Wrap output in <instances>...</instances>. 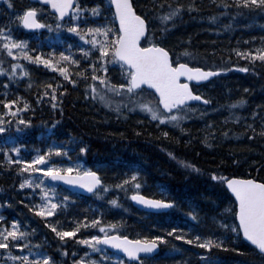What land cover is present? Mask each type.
<instances>
[{"label":"trees","instance_id":"obj_1","mask_svg":"<svg viewBox=\"0 0 264 264\" xmlns=\"http://www.w3.org/2000/svg\"><path fill=\"white\" fill-rule=\"evenodd\" d=\"M95 1L102 5L99 20L88 9H84L77 17L79 21L84 22L81 27L99 24L105 16L109 19L113 17L108 0H93L89 9L97 4ZM167 2L168 0H165V10ZM177 2L185 5L194 2L196 9L189 12L185 7L182 18L164 24L159 19H154L158 25L156 36L161 35V27L174 25L168 29V38L165 40L173 60L176 59L177 53H182L183 49L188 48L192 52V58L185 59V62L190 65L205 69H228L202 86L206 90L202 95L210 99L211 103L204 105L203 110L188 111V119L182 123V127L187 130L184 132L171 124L152 121L146 112L133 108L129 95H111L112 107H105L99 96L93 99L90 88L85 96L86 84L94 83L99 90H104L103 86L100 81L92 80L91 70L86 69L87 79L77 73L81 68H85L86 64L95 63L99 67L103 61L88 59L77 51L79 47H87L91 49L92 57L99 55L98 48H92L90 36L85 41L75 33L67 31L72 15L67 24L57 29V19L52 17L48 22L49 13L42 9L44 14L40 15V18L43 25L52 27H45L33 33H26L21 29L18 36L19 39L27 41L29 55L34 56L36 52H40L43 55L54 53L58 57L59 53L64 51L66 55L80 60L79 65L67 62L69 80H65L54 68L44 64L29 60L25 62L24 59L17 61L9 56H2L5 59L3 66L6 71L0 73V101L19 97L17 103L10 107H19L21 111L10 117L0 103V113L7 115L0 117L4 119L2 126L6 129L0 132V161H4L0 164V212L5 215L6 224L16 219L20 227L24 226L29 231V247L32 249L29 251V247L21 249L13 245L7 250L0 249V261L4 264H17L4 255L5 251L21 257L28 252L30 258L34 259L33 252L39 249L50 255L56 264H72L70 259L74 255L82 258L85 253H89V258H93L101 254L72 237L60 241L45 221H58L68 229L75 221L84 217L91 220L96 215H101V223H118L119 234L128 235L132 239L138 236L150 238L160 234L167 236V230L173 228L177 230V234L182 230H191V235L199 233L201 236H219L225 230L213 217L220 219L218 214L221 209L231 207L233 199L220 181L212 179L211 173L216 172L218 176H251L264 181V135H261L264 129V62L259 58L253 61L239 56L235 51H256L264 48V10L237 8L230 0H171L172 4ZM133 3L139 14L147 12L150 18L154 15L153 6H158L155 5V0H133ZM225 4L228 5L227 8ZM3 5L5 7L1 13L5 16L8 8L6 4ZM23 7L21 3L19 7L13 8L16 10ZM209 16H215L216 19L209 20ZM7 21L0 20V23L6 27L9 24ZM69 45L72 46L71 49ZM108 59L111 60V57ZM14 62L26 63L33 76L39 75L43 81L35 83L29 89L23 88L22 84H17L18 75L14 78L8 76ZM232 65L237 67L233 68ZM60 66L64 64L61 63ZM106 67L107 72L98 71L97 74L106 75L113 84L126 82L119 63L113 61ZM243 68L249 70L243 71ZM71 80H76L77 83L74 85ZM57 81L60 82L59 85ZM49 83L57 87L56 108L52 107L51 96L41 95L45 91L51 92V89L44 87ZM61 92L63 95H60ZM137 94L138 92L136 96L139 102H143ZM241 97L245 99V104L229 107L232 101ZM121 101L127 105L126 108L121 105L125 115L118 114L115 110V105ZM25 102L29 104L28 108L23 107ZM21 117L30 120L31 124H21V130H18L17 122ZM165 131L169 133L167 137L162 135ZM205 134L208 135L207 143L203 142ZM70 137L83 141L87 151L80 153L82 144H72ZM17 146L18 152L9 153L13 161L31 160L35 155L46 152L49 147H65L68 149L67 156L52 153L40 165L75 166L79 163L83 168L97 167L104 182L113 187L104 195L92 194L84 197L69 193L58 186H44L58 202L63 201L65 196H68L69 200L60 204L53 216L40 217L31 211L29 206L42 202L41 188L31 184L23 189L19 188L21 181L27 179L31 173L17 172L20 165L8 164L3 155V149ZM169 152H172L175 158L170 157ZM179 160L195 164L200 171L185 169L179 164ZM133 171L140 173V192L156 198L172 199L176 201L177 206L167 213L160 214L144 213L135 209L130 201L132 191L136 190L133 183L129 182L126 187H114L125 178V174L130 176ZM35 173L32 172V183ZM113 198L117 199V205L109 204ZM5 200L8 204L4 203ZM190 206L198 213L196 221L187 215ZM224 215L227 217L224 223L237 225L234 209ZM111 231L112 229H108L109 234ZM104 234L100 231L99 224L94 227H82L77 233L81 238ZM226 237L224 242L229 245L228 250L215 247L204 250L196 244L178 241L175 236L167 237L168 243L160 244L158 255L152 257L149 264H176L177 261L185 260L187 264H201L199 254L206 251L217 258L218 264H264V258L242 239L240 233L233 239L229 229ZM34 244L36 247H33ZM173 244L177 246L176 254L170 252ZM99 247L105 256L114 255L101 245ZM236 248L241 251L236 252ZM61 249L66 250L65 255H61ZM108 261L106 264H116L115 259Z\"/></svg>","mask_w":264,"mask_h":264},{"label":"snow or ice","instance_id":"obj_2","mask_svg":"<svg viewBox=\"0 0 264 264\" xmlns=\"http://www.w3.org/2000/svg\"><path fill=\"white\" fill-rule=\"evenodd\" d=\"M43 2V0H42ZM74 0H46V3L55 9L57 20L65 17L66 13L71 12L72 20L67 27V31L75 33L81 40L87 41L88 37H91L90 43L92 48H98L99 55L92 57L91 49L87 47H79L78 52L83 54L88 59L94 61H103L99 64V67L95 63L86 64L85 68L77 73L78 76H83L87 79L86 69L91 70V78L93 81H100L104 90H99L94 83L85 85V96L88 95L87 89H91L92 98L96 99L99 96L101 102L105 104V107H112L113 101L111 95H129L133 101V108H139L142 112H146L154 121H159L166 124H171L173 127L180 128L181 132L187 131L182 127V123L188 119V111L195 112L196 109H189L188 104L191 101H202L205 106L211 103L210 99H207L204 95L199 94L190 87L189 81H206L209 77H213L217 73L227 72V68L217 67L203 68L192 67L190 63L185 62V59L192 58V52L185 48L182 53H177L175 60L170 58V51L163 46L164 40L167 38L166 33L168 29L174 27L172 24H167L159 29L161 35L156 36L155 32L150 29V25L154 19H159L162 24L167 21H172L177 18H182L183 10L187 7L189 12L196 9L194 2H189L187 5L177 2L171 3V0L167 2V9L165 10V0H155V5L152 10L154 12L153 17H149L147 12L139 14L136 10L133 0H110V5L114 7L115 11L113 17L109 19L107 16L104 20L96 25H87L81 27L83 21H79L77 16L83 12L77 4L76 8H72ZM4 3L9 8H13L11 0H4ZM237 8H257L264 10V0H234ZM228 7L227 4L224 5ZM17 16L13 17V21H18L28 29H38L41 27H49L51 25H43L40 20L37 19V8L25 7L23 9H16ZM88 11L99 20V13L102 11V5L97 3L93 5ZM235 15V13L233 14ZM209 20H215V16H209ZM118 22V27L116 26ZM11 23V21L9 22ZM63 25L60 21L56 27L59 29ZM228 27V25H225ZM7 30L4 27H0V73L6 71L3 64L5 59L2 58V53H7V56L13 57L18 60L19 56H23L29 61H35L37 64H44L49 68H54L59 72L65 80L70 79L69 70L67 68V62L71 61L73 65H79L80 60L74 59L71 55H66L64 51L59 53L56 57L54 53H48L43 55L40 52L29 55V52L25 50L27 44L26 40L14 39L12 35L6 34ZM69 45V49H71ZM237 55L246 57L250 60L259 58L264 62V48H259L256 51H249L244 49L243 51L235 50ZM52 57V58H48ZM111 57V60L108 59ZM115 61L120 64L122 77L126 80L125 83L113 84L106 75H98V71L107 72L106 65ZM61 63L64 66H60ZM114 66V65H113ZM233 68L237 65H232ZM19 68V72H17ZM11 71L8 72L10 78H14L15 75L28 76V72L25 70L24 65L16 62L11 64ZM243 71H248V68H243ZM184 78V79H181ZM7 81L5 86H7ZM57 81V85H59ZM72 84H76V80H71ZM144 85L150 86L154 89L153 95L158 94V101L143 100L139 102L136 93L142 91ZM46 89H51V92L45 91L42 96H51L52 107L56 108L58 105L55 103L57 100V87L52 84L44 86ZM247 91V89H245ZM63 95V92L60 93ZM17 99H20L17 97ZM17 99H5L0 101L3 104L4 109L7 110V114L16 116L21 111L19 107L13 108L11 105L17 103ZM39 101V98H38ZM246 101L243 97L232 101L229 107L235 105H243ZM127 107L123 101L120 104L115 105V110L118 114L125 115L122 111ZM24 108H28L27 102L23 105ZM62 111V110H61ZM4 113H0L2 117ZM255 115V113H253ZM4 121L0 119V125ZM53 123H56L53 121ZM30 125V120H25L22 117L17 122V129H20V125ZM251 127V125H249ZM6 129L0 126V132H4ZM167 137L169 133L167 131L162 133ZM261 135H264V129L261 131ZM252 138L251 136L249 137ZM208 135L205 134L204 143H207ZM72 144L80 143L82 146L79 148L80 153L87 151V146L83 145V141L78 140L75 137H70ZM17 147L11 149H3V155L8 164L18 163L20 167L17 168V172H38L43 173L39 179L45 182V177H50L53 181H64L71 185H78L88 193H94L96 196H100V188L107 191L112 185L106 184L103 177L98 171H94L91 168H83V166L77 163L75 166L61 167L56 165H49L47 167H39L42 162L52 154L56 153L62 156L68 155V149L65 147H49L46 152L35 155L31 160L21 159L13 161L10 152H18ZM170 157H174L172 152H169ZM4 161H0V164ZM179 164L185 169L194 170L199 172L200 169L197 166L186 160H179ZM140 173L133 171L131 175L125 174V178L120 180L114 185L115 188H121L127 186L129 182L133 183L136 190L132 191L131 199L137 201L139 204L145 206L147 209H169L176 207V201L168 198H153L151 196L142 195L138 190L140 188L139 182ZM212 179L220 181L227 186L231 195L234 196V200L231 202V207H225L221 209L218 214L221 218L217 219L215 216L213 219L215 222L225 230L219 236L207 235L201 236L199 233L191 235V230H182L180 234H177L175 228L167 230V236L164 234L148 236H138L135 239H130L128 235L119 234V224L116 222H110L108 224L101 223V215H96L94 219L89 220L87 217L77 220L73 223L71 228L66 229L60 222L47 223V227L50 228L60 241H64L66 237L75 238L80 244L88 245L90 249L101 252L104 255L103 250L99 247L101 243L111 245L113 248L121 250L123 256L127 259L113 255L112 257H106V259H115L116 264H149L151 258L155 255L161 243H168L167 237L175 236L178 241H185L187 244H196L199 248L204 250H210L213 247L228 250L229 245L224 241L227 238L226 233L231 230L233 239L236 238V234L242 233L243 237L255 246L262 258H264V181L260 179L252 178L251 176H218L216 172L211 173ZM36 187L32 183V177L23 179L18 185L23 189L26 185ZM42 202L36 205H30L31 211L38 214L40 217H50L56 213L60 204H64L69 200L68 196L64 197L63 201H57L50 195V190L45 188L43 183L40 185ZM8 204V201H4ZM117 199L113 198L109 201L111 205H117ZM234 209V217L239 221L238 225L224 223V219L227 217L225 213H230ZM187 215L192 220H198V213L194 207L190 206V210ZM0 217V220H3ZM97 224L100 226V231L105 233L104 235H91L81 238L77 233L81 228L94 227ZM108 229H112L111 233H108ZM28 233L20 229V225L16 219L11 220V226H0V249H9L13 244L16 248H25V244L18 243L17 240L26 238ZM29 247V251H31ZM236 252H240L239 248L234 249ZM171 254H176L177 246L172 245L170 250ZM66 250L61 249V255H65ZM5 256L10 257L16 261L17 264H56V261L48 254H45L39 249L33 252V256L30 258L28 252H25L23 256H13L10 251L4 252ZM90 254L85 253L80 259L73 260V264H102L101 260L97 258H89ZM201 264H218L216 257L212 256L209 252H201L199 254ZM0 264H4L0 261ZM176 264H187V261H177Z\"/></svg>","mask_w":264,"mask_h":264},{"label":"rangeland","instance_id":"obj_3","mask_svg":"<svg viewBox=\"0 0 264 264\" xmlns=\"http://www.w3.org/2000/svg\"><path fill=\"white\" fill-rule=\"evenodd\" d=\"M92 1L93 0H80L79 1V7L80 8H82V9H89L90 8V5L92 4ZM230 1H232V2H234V0H230ZM95 3H97V1H95ZM7 6V8H8V11H5V16L4 15H2V13H1V11L4 9V5L3 4H1L0 5V20H2V21H6V20H8L9 22L11 21V23H9L6 27L3 25V24H1L0 23V27H4L6 30H7V32H6V34H9V35H12L13 36V38L14 39H19V35L21 34V31H20V28H22V25L21 24H19V22L18 21H13L12 20V18L13 17H15V16H17V12L15 13L14 12V9L13 8H9L8 7V5H6ZM31 6V5H30ZM25 7H28L27 5L25 6ZM24 7V8H25ZM39 10V12H40V15H42V14H44L43 13V10L42 9H38ZM15 13V15L13 16V14ZM156 21H154L153 20V22L151 23V26H152V30L154 31V32H158L157 31V28H158V25L155 23ZM156 35V34H155ZM168 38V37H167ZM166 40V39H165ZM165 40H164V42H163V46H165L166 47V42H165ZM0 42H2V41H0ZM167 48V47H166ZM25 50H27V47L25 46ZM4 55V58H5V56L7 57V53L5 52V53H2V56ZM10 57V56H9ZM3 58V57H2ZM11 58H13V57H11ZM19 58H20V56L18 57V60H19ZM14 59V58H13ZM15 60H17V59H15ZM24 68H25V70L28 72V76H19L18 75V78H19V81H18V83L17 84H22L23 86L22 87H24V88H30L34 83H37V82H40V81H43V79L42 78H40L39 77V75H34L33 77H32V75H31V73H30V71H29V69H27L25 66H24ZM19 69V68H18ZM17 72H19L18 70H16ZM2 75V74H1ZM197 93H199V94H202V92H204L205 93V89L203 88V87H197ZM138 95H139V97L141 98H143V100H153V101H156L155 100V98L153 97V95L149 92V91H146V90H142L141 92H139L138 93ZM188 108L189 109H198V110H203L204 109V107H199V106H191V107H189L188 106ZM207 111V110H206ZM4 117L6 116V115H3ZM4 120V119H3ZM159 122V121H158ZM0 126H2V125H0ZM3 127V126H2ZM49 166V165H48ZM67 166H69V165H67ZM67 166H63V167H67ZM40 167H47V166H43V165H40ZM34 173V172H33ZM43 175V173H38V172H36L35 173V175H34V184L36 185V187L37 188H40V185L43 183V185L45 186V185H50L47 181H45V182H42L40 179H39V177L40 176H42ZM31 177H32V173H31V175H30ZM0 217H3L4 219L3 220H0V226H11V223H9V224H6L5 223V219H6V217H5V215H3L1 212H0ZM20 229L22 230V231H26L27 233H28V235L26 236V238H23V239H19L18 238V240H17V242L18 243H21V244H25V247H27V244H28V242H29V232L26 230V228L25 227H20ZM13 246H14V244H13ZM106 257L107 256H105V255H102V254H98L97 255V257H93V258H97V259H99V260H102V264H106V262H109L108 260L109 259H106ZM81 257H79V255L78 256H72L71 257V262H72V264H73V260H76V259H80ZM111 262V261H110Z\"/></svg>","mask_w":264,"mask_h":264},{"label":"water","instance_id":"obj_4","mask_svg":"<svg viewBox=\"0 0 264 264\" xmlns=\"http://www.w3.org/2000/svg\"><path fill=\"white\" fill-rule=\"evenodd\" d=\"M1 1H4V0H1ZM30 1H34V2L41 3V4H43L44 6L49 7V10H50L51 13L56 14L55 9L51 8V6L48 5V4L46 3V0H43V2H42V0H30ZM73 5H74V2H73V4H72L71 7H73ZM112 7H113V6H112ZM113 9H114V7H113ZM114 11H115V9H114ZM68 14H69V13H66V14H65V17H66ZM65 17H62V18H60V19H64ZM27 29H28V28H27ZM28 30H32V29H28ZM217 74H218V73H217ZM217 74H216V75H217ZM216 75H214V76H216ZM214 76H213V77H214ZM213 77H209L206 81H208L209 79H211V78H213ZM181 79H184V78H181ZM189 82H193V83L201 84L202 82H205V81H199V82H197V81H189ZM143 87H145V88H147V89L153 91V93H154V91H155L154 89H151L150 86H148V85H144ZM156 97L158 98V94L156 95ZM190 103H203V102H202V101H191V102H189V104H190ZM48 178H49L50 181L55 182V183H58V184H60V185H62V186H64V187H66L67 189H69V190H71V191H73V192H77V193L84 194V195H88V194H90V193H88L86 190L82 189V188H81L80 186H78V185H71V184H68V183H66V182H64V181H59V180L53 181L50 177H48ZM224 186H225L226 190L230 193V191L227 189V186H226V185H224ZM230 194H231V193H230ZM232 197L234 198V196H232ZM132 203H133V205H134L135 207H137V208H139V209H142V210H145V211H148V212H164V211H167V210H168V209H147V208H145V206H143V205L139 204L137 201H133V200H132ZM237 224H239V221H238V220H237ZM241 235H242V233H241ZM242 237H243V235H242ZM243 239H244L248 244L251 245V243H250L249 241H247L246 238L243 237ZM101 244L104 245L109 251L115 252L116 254L123 256V253H122L121 250L115 249V248H113L111 245H106V244H103V243H101ZM251 246H253V245H251ZM253 247L255 248V246H253ZM256 251L258 252V250H256ZM157 252H158V249L156 250L155 254H156ZM258 253H259V252H258ZM123 257H124V256H123ZM124 258H126V257H124ZM126 259H127V258H126Z\"/></svg>","mask_w":264,"mask_h":264},{"label":"bare ground","instance_id":"obj_5","mask_svg":"<svg viewBox=\"0 0 264 264\" xmlns=\"http://www.w3.org/2000/svg\"><path fill=\"white\" fill-rule=\"evenodd\" d=\"M170 56H171V54H170ZM172 57V56H171ZM146 153V152H145ZM210 167V166H209ZM158 191V190H157ZM119 195V194H118ZM182 196V195H181ZM58 254V253H57Z\"/></svg>","mask_w":264,"mask_h":264}]
</instances>
